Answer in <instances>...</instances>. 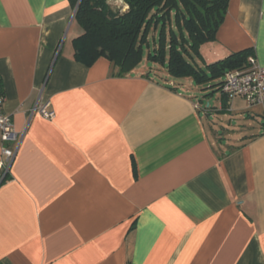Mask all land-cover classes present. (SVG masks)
I'll return each mask as SVG.
<instances>
[{
    "label": "crops",
    "instance_id": "1",
    "mask_svg": "<svg viewBox=\"0 0 264 264\" xmlns=\"http://www.w3.org/2000/svg\"><path fill=\"white\" fill-rule=\"evenodd\" d=\"M75 9L0 0V90L21 135L0 169V264H264V103L145 56L125 75L84 65ZM247 49L264 66V0H230L199 62ZM42 87L53 119L31 115Z\"/></svg>",
    "mask_w": 264,
    "mask_h": 264
},
{
    "label": "trees",
    "instance_id": "2",
    "mask_svg": "<svg viewBox=\"0 0 264 264\" xmlns=\"http://www.w3.org/2000/svg\"><path fill=\"white\" fill-rule=\"evenodd\" d=\"M78 1L73 0L75 20L83 33L73 40L74 55L87 66L106 57L119 74L131 73L144 59L151 30L158 27L157 47L147 58L165 67L175 79L192 78L203 84L229 70L246 68L253 55L247 49L211 64L199 62L200 47L215 40L230 0H123L127 10L112 7L109 0Z\"/></svg>",
    "mask_w": 264,
    "mask_h": 264
},
{
    "label": "built area",
    "instance_id": "3",
    "mask_svg": "<svg viewBox=\"0 0 264 264\" xmlns=\"http://www.w3.org/2000/svg\"><path fill=\"white\" fill-rule=\"evenodd\" d=\"M126 8L128 9V5L123 10ZM220 89L230 98H244L249 107L264 103V66L257 62L254 55L250 56L246 68L229 70L225 73ZM43 90L42 87L38 102L31 110V115L39 113L44 118L53 119L56 113L50 108L49 101L43 100ZM4 102L5 96L0 90V134L3 143V159L0 161V169L6 173L16 156L21 135L15 130L11 117L4 113ZM9 143H12L13 146L10 147Z\"/></svg>",
    "mask_w": 264,
    "mask_h": 264
},
{
    "label": "rangeland",
    "instance_id": "4",
    "mask_svg": "<svg viewBox=\"0 0 264 264\" xmlns=\"http://www.w3.org/2000/svg\"><path fill=\"white\" fill-rule=\"evenodd\" d=\"M109 3H110L111 6L114 7V8H117V7H118V8H125L126 5H127L123 0H122V2H121V0H113V2H112V0H109ZM126 10H127V8H126ZM175 15H176V12L174 11L173 14H172V18H173V23L176 25ZM150 43H151V48H153L152 41H150ZM144 50H145V60H144V63L146 64V63H148V61H147L148 47L145 46V47H144ZM149 62L151 63V64L148 63L150 66L153 65V63H152L151 61H149ZM163 73L166 74V73L164 72V69H163ZM218 82H219V80H215V82H214V84H212V86H211V84L208 85V82L203 83V84H202V87H203V88H202L201 91L208 92V91H210L211 89L216 88ZM207 102H208V101L205 102V105H207Z\"/></svg>",
    "mask_w": 264,
    "mask_h": 264
},
{
    "label": "water",
    "instance_id": "5",
    "mask_svg": "<svg viewBox=\"0 0 264 264\" xmlns=\"http://www.w3.org/2000/svg\"><path fill=\"white\" fill-rule=\"evenodd\" d=\"M80 0L78 1V4H79ZM76 9H77V6H76Z\"/></svg>",
    "mask_w": 264,
    "mask_h": 264
}]
</instances>
